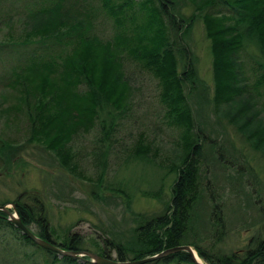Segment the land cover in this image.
Returning a JSON list of instances; mask_svg holds the SVG:
<instances>
[{"label": "trees", "instance_id": "1", "mask_svg": "<svg viewBox=\"0 0 264 264\" xmlns=\"http://www.w3.org/2000/svg\"><path fill=\"white\" fill-rule=\"evenodd\" d=\"M0 1L13 3V0ZM99 2L110 21L107 23L118 34L113 42L96 34L97 27L92 23V18L96 17L93 16L95 8L89 6L87 0H25L24 17L19 23L22 40H0V62L12 64L9 72L1 78V84L7 82L13 87L21 86V81H26V73L42 69L50 74L58 73V78L61 74V79H57L60 86L79 97V101H65L70 94L65 98L61 89L54 90L50 96L34 89L29 92L30 85L26 84L24 91L18 92L21 95L19 104L27 113L25 117L31 134L41 136L50 129L57 131L55 139L46 146L62 156L63 161H56L68 172H71L68 165L77 158L78 151L73 149L72 142L81 134L79 132L97 130L98 136L92 141V149L98 150L95 152L97 157L108 154L115 143L112 138L114 130L127 117L123 98L116 95L120 93L128 98L123 71L125 63L154 74L165 110L163 120L169 127L183 131V145L195 139L188 158L177 167L171 195L166 201L162 197L166 172L158 176L156 184L155 178L153 182L146 180L140 184L121 180L113 185L112 189L123 195L128 210L133 202L131 196L136 193L147 199L157 198L163 203V210L155 214L134 213L136 211L132 210L133 225L108 230L110 239L104 238L103 247L98 246L95 253L125 262L188 245L207 264H264V181L255 175L253 169H246L245 174L242 172L244 164H239L236 156L231 154L233 146H227L225 136L227 124H233L236 132L243 135L251 124V120H247L242 126L236 117V121L232 119L237 113L231 114L236 110L233 106L236 94L242 90L247 93V88L251 87L247 74L255 77V88L264 82V0H208L202 4L192 0H141L136 3V8L133 0ZM188 7L198 11L204 36L210 41L214 103L210 101L209 86L193 64L195 55L187 40H190L193 23L198 17L196 11L187 13ZM81 8L88 10V16L67 22L66 12L80 13ZM58 15H61L59 19ZM137 15L142 16L141 22H137ZM55 19L58 23H54ZM7 22L13 25L14 19L9 17ZM61 24L76 26L31 35L32 26L27 27ZM89 39L104 45L96 46L89 56H85L82 45ZM72 86L83 88L81 90L87 96L81 98L78 91L71 89ZM66 102L69 103L63 107ZM205 104L212 105L217 121L204 116L208 108ZM222 107L226 108L224 112ZM198 115L200 119L196 118ZM43 138L46 139L47 135ZM130 150L128 156L132 154V157L126 159V163L134 159L151 165L150 168H155L153 172L156 168L166 171L164 164H159L158 155L157 158L152 156L151 143L144 145L142 141H135ZM21 151L20 146L1 140L0 171L8 172L13 165L15 167ZM207 160L210 163H206ZM210 164H214L211 170ZM99 166L102 179L105 164L100 162ZM141 185H145V189ZM95 193L98 199L110 198ZM20 199L18 196L14 200L16 211L26 227L35 225L36 235L61 249L88 250L83 246V238L77 234L65 239L52 234L42 203L34 208ZM6 202L9 201L0 204ZM0 230L11 235L23 248L31 249L26 250L20 259L12 258L11 253L17 250L8 254L10 240L0 237V264H95L88 256L60 255L34 243L8 220L2 210ZM240 231L249 234L243 246L225 250L226 240L237 237L235 232ZM112 250L115 257L110 254ZM141 264L195 263L187 251L179 250Z\"/></svg>", "mask_w": 264, "mask_h": 264}, {"label": "rangeland", "instance_id": "2", "mask_svg": "<svg viewBox=\"0 0 264 264\" xmlns=\"http://www.w3.org/2000/svg\"><path fill=\"white\" fill-rule=\"evenodd\" d=\"M133 1L135 2L134 8H136V3L141 0ZM192 1L196 4H202L208 0ZM24 3L25 0H13V3L0 1V40H22L21 25L19 23L24 17L22 10ZM87 3L95 8L93 16L96 17L92 18V23L97 27L96 34L104 37L103 40L113 42V38L118 34L112 29V25L107 23L110 21L103 14L99 0H87ZM73 7L76 6L71 8ZM193 11L196 10L188 7L187 13ZM88 14L87 9L81 8L80 13L70 10L65 15L68 17L67 22H73L77 18L81 19L83 16H88ZM196 14L198 17V11H196ZM9 17L14 19L13 25L7 22ZM60 17L61 15H58V19ZM217 18L219 19V17ZM58 19H55L54 23H58ZM199 19V17L195 19L190 34L191 41H187L195 55L193 64L197 66L200 77L209 86V97L210 101L213 102L210 41L204 36V27ZM141 21L142 16L137 15V22ZM30 26H32V29L29 30L31 32L29 35L33 32L42 33L45 30H65L76 25L61 24L49 25L48 27L47 25H27V27ZM113 26L115 27V25ZM98 45L104 44L90 39L86 44L84 43L82 47L84 46L85 56H89L91 51ZM118 46L121 50L123 49L122 45ZM10 65L12 64L0 62V80L6 72H9ZM123 71L128 98L120 93H116V95L123 98L125 103L124 113L127 117L114 130L112 138L115 139V143L112 144L108 154L102 157L98 155L99 157H97L95 152L98 150L94 151L92 149V141L98 136L97 130H91L87 133L79 132L81 134L74 137L72 142L73 149L76 148L78 152H76L77 158L75 157V160L68 165L71 172L65 170L56 161L57 159L63 161L62 156L58 152L55 154L49 145L46 146L48 142L55 139L57 131L50 129L48 133L43 132L41 136L31 134L30 124L25 117L27 113H24L23 107L19 104L21 95L18 92L24 91L25 84L30 85L29 92L34 89L38 93L42 92L51 96L54 90L61 89L65 94V98L68 93L70 94L68 98H64L65 101L74 99L79 101V97L72 91L60 86L58 80L61 79L62 75L59 74L60 78H58V73L51 72L50 74L49 71L40 69L38 72L26 73V81H21V86L16 85L13 87L7 82L0 83V141L6 139L22 148L21 158L15 162L17 163L15 167L13 165L8 172L0 171V203L9 201L0 205H6L13 214L16 213L19 217L14 204V200L18 196L22 202H26L34 208L42 203L48 226L56 238L65 239L73 233L77 234L83 238V246L88 248L84 251L93 253H95L98 246L103 247L104 238L110 239V231L108 230L122 229L120 225H126V227L133 225L131 221L132 210L136 211L134 213L147 212L154 214L163 210V203L157 198L147 199L139 193L131 196L133 202L131 203V209L128 210L125 202H123V195L119 191H114L112 189L113 185L121 180H125L127 183L140 184L146 180L153 182L155 178L156 184L159 180L158 176L161 177L166 172L162 189V197L166 201L171 195L172 184L177 176V167L185 162L190 153V146L195 143V139H193L183 145V131L169 127L163 120L165 110L159 99L160 87L154 74L141 71L132 63H125ZM179 72H183L181 67ZM247 75L248 84L251 87L247 88V93L242 90L239 94H236V102L233 104L236 110L231 114H241V116L235 114L232 119L236 117V120L242 126L247 120H251L249 128L245 129V135L250 142L240 131L236 132L238 130L233 124L230 125L224 121L223 123L227 124L225 136L227 146H233L231 154L236 156V161L239 164H241L240 162L244 164L241 168L242 172L245 174L246 169H253L255 175L258 174L260 179L264 181V143H262L264 132L259 131V129L264 130V82H260L258 87L255 88L254 77L251 74ZM75 87L72 86L71 89L78 91L81 98L87 96V93L81 90L83 88ZM68 103H64L63 107ZM79 104L81 105V102ZM205 106L208 108L204 116L210 121H217L212 105L205 104ZM225 110L226 108L222 107L221 111L224 112ZM240 117L243 118L240 119ZM196 118L200 119V115ZM46 135L47 138L44 139L43 137ZM135 141L138 143L142 141L144 145L151 143L152 156L157 158L158 155L159 160H161L159 164L163 163L166 171L156 168L153 172L155 168H150L151 165L146 162H137L134 159L128 160L126 163L125 160L132 155L128 156V152H131L130 148L133 147ZM245 161L248 162L247 165ZM100 162L105 164L106 169L102 179L99 177ZM206 163H210L209 160ZM238 163L236 166H238ZM213 165H208L210 170L213 169ZM140 187L145 189V185ZM95 192L103 197L110 198L107 200L106 198L98 199ZM11 203L14 204V207L10 205ZM29 229L34 232L36 227L32 224ZM2 232L0 230V237L10 240L11 244L6 252L9 254L17 250L14 254L11 253L12 258L20 259L26 250H31L23 248L20 243L11 238V235ZM235 233L238 234L237 237L231 236L224 243L223 248L225 250H235L242 247L249 235L245 231ZM138 234L137 232L136 235ZM110 254L115 257L114 250ZM167 254L170 253L164 255ZM151 256L153 255L148 257ZM155 259L157 258L149 259L146 262ZM199 259L202 261L200 257ZM117 262L122 261L118 260Z\"/></svg>", "mask_w": 264, "mask_h": 264}, {"label": "water", "instance_id": "3", "mask_svg": "<svg viewBox=\"0 0 264 264\" xmlns=\"http://www.w3.org/2000/svg\"><path fill=\"white\" fill-rule=\"evenodd\" d=\"M10 205H12V207H14V204L11 203ZM0 210L4 211L7 215H8V219L13 222L20 230L23 234H25L28 238H30L34 243L40 245L43 248H46L48 250L54 251L60 255H67V256H83L86 255L88 257H90L91 261L97 264H141L146 262L149 259H153V258H158L159 256H162L166 253H173L179 250H185L187 251L190 256L192 257V260L195 264H207L205 262H203V260H199L196 258L195 254H194V250L188 246V245H181V246H177V247H173L170 249H167L165 251H161L160 253L153 255L151 257H147V258H143V259H139V260H135V261H125V262H117V261H113L109 258L106 257H101L100 255L93 253V252H89V251H72V250H63L57 246H55L54 244H52L50 241L41 238L40 236L36 235L31 229H29L28 227H26L21 219L17 216V214H13L7 207L6 205H0Z\"/></svg>", "mask_w": 264, "mask_h": 264}, {"label": "bare ground", "instance_id": "4", "mask_svg": "<svg viewBox=\"0 0 264 264\" xmlns=\"http://www.w3.org/2000/svg\"><path fill=\"white\" fill-rule=\"evenodd\" d=\"M254 79H255V77H254ZM194 254L196 255V258L199 259L198 255H197V253L195 251H194Z\"/></svg>", "mask_w": 264, "mask_h": 264}]
</instances>
